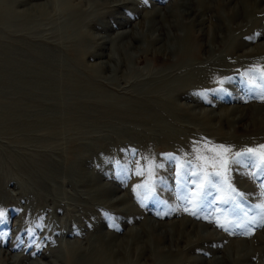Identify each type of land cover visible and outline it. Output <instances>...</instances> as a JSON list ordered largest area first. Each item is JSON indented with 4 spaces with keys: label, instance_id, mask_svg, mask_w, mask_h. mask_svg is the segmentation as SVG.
<instances>
[{
    "label": "rangeland",
    "instance_id": "1",
    "mask_svg": "<svg viewBox=\"0 0 264 264\" xmlns=\"http://www.w3.org/2000/svg\"><path fill=\"white\" fill-rule=\"evenodd\" d=\"M116 1L120 2L119 5ZM116 1H74L89 14L85 18L88 19L84 21L85 24L78 26L79 31L87 36L79 42L82 47L78 53L83 55L78 60H72L71 56L75 53L71 52L70 56L67 53L66 60L60 63H49L33 55L38 47L47 51L52 50L42 45V42L54 44L51 40L50 26L41 28L40 41L34 44V35L20 29L13 33L11 27L3 25L0 15V51L3 42L10 46L8 54L0 52V73L11 78L6 77L7 80L13 81L19 67L21 72L26 73L19 72L14 85L12 81L7 84L0 82V180H3L1 184L3 189L10 193L5 199L0 196V211L4 213L3 218H0V251L9 256H20L24 260H22L23 264H30L33 261L42 264H64L55 256L60 251L58 248L61 242L65 247L81 245L84 249L90 242L96 240L99 232L112 231L116 234V238L111 242L113 245V243L118 244L130 228H139L145 224V219L156 223L157 226L165 223L169 227L172 223L179 225L180 220L189 218L201 226L199 229L201 234L211 232L221 238L222 242L218 245L206 244L204 240L198 239L196 230L191 232L188 226V230L182 235H178L176 231L177 234L174 233L171 238L167 237L165 243L160 246L166 249L162 254L154 256V259L134 257L133 259L136 260L134 264H163L171 259L179 261L182 253L177 251V244H174L176 241L184 251L183 257L187 260L192 261L197 255L204 257L205 262L200 264H209L208 260L219 258L224 253L226 255L231 253L232 245L238 246L239 249L243 247L245 251L241 254L249 252V259L240 264H264V227L261 226V210L255 207L264 203V186H262L264 175H249L257 170L250 168L246 162L240 164L235 162L236 167L245 171L243 175L237 176V180L245 182L242 188L235 185L232 176L227 172L230 183L240 192L245 193L240 207L236 206V202L224 203L219 198L223 195L219 191L223 179L212 173L223 172V169L208 167L206 171L209 173L208 180L211 183L205 181L204 190L200 191L196 185L200 184L202 179L201 168H197L193 163H187L188 160L180 157V153H176L175 150H163V147L156 148V152L159 153L157 157L166 166L165 180L158 177L160 182L156 180L157 187H134L136 180L141 179L142 176L148 177L146 173L138 175L137 172H143L150 163L143 161L144 147L141 144L128 150L125 147H131L130 143L134 141L127 137L124 143L115 144L113 129L135 125L148 131L153 124H157L155 119L149 125L138 123L133 119L138 114L148 113L145 106L140 108L136 104L138 99L146 100L145 93L141 92L142 89L148 83L153 85L160 81V75L171 72L177 64L178 57L175 54H168L165 51L156 52L163 47L174 48L176 30L169 26L173 17L169 16L170 14L169 17H163L166 7L174 0ZM7 4L8 17L15 14L19 22H25L29 27L47 8L48 0H8ZM233 5L231 4V7ZM263 7L264 2L260 5V9ZM156 12L161 14L155 15ZM77 14L81 17L85 15L80 11L71 15ZM95 16L97 19L88 26L86 22L91 18L94 19ZM241 22L242 18L236 23ZM160 26L163 32L160 31ZM5 27L9 29L5 30ZM205 28L213 33L211 23L207 22ZM121 32H124L122 37H117ZM178 32L182 33V30ZM160 33H165L167 37L165 40L162 39V42H154L156 38H164V34L162 36ZM262 40L264 36L243 38L245 44L237 54L256 51V44ZM148 46L151 47L150 51L146 50ZM86 51L88 54L84 53ZM259 55L256 53L255 56L252 55L241 62L245 66L252 64L250 69L246 71L244 69L230 76L227 82L231 86V91L213 92L206 97L198 96L192 100L183 98L180 103L192 106L194 111L207 110L217 114L232 107L253 105L260 106L263 110L260 109V112L243 110L246 117L242 121L237 120L240 119L239 114H234L235 120L234 115H231L230 119H233L234 125L231 122L222 125L215 118L212 120L217 130L215 135L212 129H202L194 124L189 120L190 117H186L188 120H184V123L177 121L178 125L174 123V126H171L168 120L164 122L162 120L160 124L164 126L166 122L167 127L174 131L177 128L182 129L184 125L188 126L191 131L185 129L183 133L176 132L180 135L189 134L203 141H214V146L237 145L238 153L245 152L251 144H253L251 148L264 145V129L258 123H250V118L254 117L259 118L264 124V99L261 98V94L264 93L262 87L264 81H261V76L264 74L262 73L264 54ZM7 64L10 70L6 71L8 72L6 74L1 68ZM20 87L23 89L20 90ZM152 94L154 92L150 93ZM150 102L155 106L159 104L163 108L169 106L165 99ZM127 111L130 112V116L133 113L136 115L129 117ZM182 146L188 145L181 144ZM230 151L225 157L231 161L235 150L230 149ZM51 164L60 165L64 172L60 175L55 172L49 185L56 191L47 192L32 184V178L51 168ZM65 164L69 166L66 170L63 168ZM152 164L158 165L151 163V167ZM91 175L93 177L90 179ZM9 176L18 178L21 183L18 185L15 181H11L15 178L10 179ZM5 179L7 180L4 182ZM100 184H108L115 188L114 193L107 197L118 198L117 204L98 201L94 204L95 208L90 207L91 203L87 201L86 196L93 194ZM196 192H199V198L192 202V194ZM80 194L85 195L86 199H83L84 196L78 198ZM122 195H126L125 199H119ZM55 201L60 204H56ZM129 205L131 209L139 212V216L128 219L130 212L126 207ZM193 212L196 215H193ZM217 221L226 224L228 230L219 227ZM241 225H246L251 235L240 234L245 230ZM162 230L163 228H158L155 233ZM188 244L199 245L200 248L189 251L191 246ZM134 247L139 246L136 244ZM204 247L217 248L214 252H206L202 249ZM168 249L174 251L176 255ZM157 251L158 249L155 252Z\"/></svg>",
    "mask_w": 264,
    "mask_h": 264
},
{
    "label": "bare ground",
    "instance_id": "2",
    "mask_svg": "<svg viewBox=\"0 0 264 264\" xmlns=\"http://www.w3.org/2000/svg\"><path fill=\"white\" fill-rule=\"evenodd\" d=\"M7 1L8 0H0V15L2 16L1 19L3 25L11 27L14 30L13 33H16L15 31L18 29H20V31L22 30L28 31L29 33L34 35L35 38L33 39L35 40L33 41L35 44V42L40 41L39 40L41 36L40 34L42 32L41 28L45 26H50L51 28L50 29L51 38H52L51 40L53 41L54 44L42 42V45L44 47H47L48 49L51 48L52 50L47 51L38 47L36 48V53L33 54L34 56L37 55V58L48 61L49 63H60L66 60L67 53H68L67 55L69 56L71 52L75 53L72 54L73 56H71L72 60H78L79 57L83 55V54L79 55L78 53V51H80L82 47V44L79 45V42L80 39L85 38L87 36L84 32L79 31L80 29L78 28V26H80L81 24L82 25L85 24L84 21L88 20L85 18H87L89 14L87 13V11L85 12V10H83L82 7L80 8L78 4H75L74 3L75 0H48L47 8L40 13L39 15L40 17H36L34 21L35 23L33 25H30L29 27L27 26L28 24L26 25L25 22H19L16 19L15 14L12 17H8L9 15L7 14V12L9 11V7ZM116 2L118 3L116 4L119 5L120 2L119 1ZM263 2L264 0H174L173 2L174 4L172 3L168 5L166 9L164 8L165 14H163V17L165 18L169 16L173 17L172 21H170L169 26L172 29L176 30L175 33L176 40L175 41L172 40L174 44V48L171 49L169 47L168 48L163 47L157 49L156 52L165 51L168 54H175L178 57V61L177 64L172 68L171 72L165 71L166 73H162L160 75L159 77L161 78L160 81L157 82L155 81L156 83H154L153 85L148 83L147 86L144 87V89H142L141 92L145 93L146 97L144 98H146V100L138 99V101H136V104L140 108L141 106H145V110H147L148 113L147 115L138 114L134 119L132 118L138 123H142V124L147 123L148 125L152 123V121L155 119L157 124L156 125L153 124L152 128L148 131L142 130L140 129L141 127L138 128L135 125H127L122 128L120 127L113 129L114 132L113 139H115V144L117 142L124 143L126 137L134 141V143L133 142L130 143L131 147L128 146L125 147L128 150H130L129 148L132 147L134 149L135 145L137 144L138 145L141 144L142 147H144L143 161L148 162V164L150 163L149 167L144 168L143 170V173L144 174L146 173L148 177L142 176L141 179L136 180L133 184L135 188L137 185H146V188H151L152 186L157 187L156 180H158V177L163 181L165 180V176L167 174L165 168L166 166L162 164V161L159 159V157H157L159 153L156 152V148L158 147H163V150H167V149L172 151L175 150L176 153L178 154L180 153L181 155L180 157L188 160L187 163L188 162L193 163V165L196 166L197 168H198L197 165H199V163H201L200 165H203L204 163L202 160L198 159V157L204 155H211V154L215 155V152L210 151V149L217 146V145L215 146L213 145L214 141L213 142L203 141L202 139L197 138L195 136H191L189 134L180 135L179 133H183V130L186 129L187 131H191V129H189L188 126L185 127L184 125L182 126V129L177 128V130L174 131L167 127L166 122L165 125L162 126L160 124V121L163 120L164 122L168 120L169 124L170 125L172 124L171 126H174V123L178 125L176 123L177 121L183 122L184 120H188L186 119V117L187 118L190 117L189 120L193 121L194 124L198 125L202 129H207V128L212 129V131L215 132L214 133L215 135L217 134L216 133L217 130L212 124V120H214L215 118H217L218 121L223 125L227 122L233 123L232 122L233 119H230V116L234 114L235 115L239 114L240 119L237 120L242 121L246 117V114L243 113L244 112L243 110L245 109L255 110L257 112H260V109L263 110V108H261L260 106L253 105L247 107H232L226 110L225 112L217 114L207 110L194 111L192 106H186L180 103V100H182L183 98L185 99L188 98L192 100L198 96L206 97L208 94L213 92L224 93L227 91H231V86H229L227 82L230 76L232 74H235L236 72H241L244 69L246 71V69L248 70L252 66V64L250 66H248L249 64L245 66V64L241 62H244V60H246L245 58H248L252 55L255 56L256 53H259L260 54L259 56H263L264 40L256 44V51L253 50L249 53L245 52L243 54L240 53L237 54V52L240 51L245 44L243 38H247V37L256 38V37L264 36V15H262L264 14V7L260 9V5ZM127 3L128 2H126V4ZM231 4H234L233 7H231ZM79 11L83 12L86 15V17L85 15L81 17L78 14H77L78 16L71 15ZM209 13H211V16H209ZM157 14L160 15L161 12H156L155 15ZM168 14L170 15L168 16ZM206 14L208 16L204 17V15ZM240 18H242V22L236 23L237 20H239ZM96 19L97 17L95 16L94 19L91 18V20L86 22V24H88L89 26ZM207 22L211 23L213 27L212 34L210 33L209 30L208 31L205 30L206 29L205 26ZM6 29L9 28L5 27V30ZM180 29L182 30V33L178 32V30ZM160 31H162L161 26H160ZM123 33L124 32L119 33L117 37H122ZM160 34H162V36L164 34V38H156L154 42H160L162 39L165 40V38L167 37L165 36V33H160ZM47 45L50 47H48ZM1 47H2V50L0 51L1 54H8V52L10 51L9 49L10 46L6 44V42H3ZM67 47L68 49H65ZM60 48H63V50H60ZM150 48L151 47L148 46L146 50L150 51ZM84 53L88 54L87 51ZM95 54L96 53H94V55ZM110 57L112 56L110 55ZM249 60L251 59L249 58ZM1 70L5 71L6 73V71L10 70L9 65L7 64L6 66H3ZM17 72L18 73L21 72L20 67L18 68ZM18 73L16 74L15 72L16 77H18L17 76ZM22 73L23 72H21V74ZM21 74L19 75V77L21 76ZM23 74L26 73L24 72ZM6 77L9 78V76ZM6 77L0 73V82L2 84H7L9 82L11 83V81L13 82V85L16 84L15 82L16 77L14 78V81L7 80L8 78ZM22 89L23 87H20V90ZM151 92H154V94L150 95ZM159 99L160 100L165 99L169 106L167 108H163L160 107L159 104H157L158 106H155L150 102ZM167 112H169L168 115ZM185 113L186 114L188 113L189 116L186 115ZM127 114L129 117L134 116V114L136 115V113H133L130 116L129 115L130 112L128 113V111ZM169 115H171L174 118L170 117ZM235 115H234V120L236 118ZM250 120H251L250 121L251 124L258 123L264 129V124L259 120V118L253 117L250 118ZM176 131L179 133H177ZM207 142L211 146L210 145L207 146L208 144ZM181 144L183 145L186 144L188 146L181 147ZM252 145L253 144H251L249 147L251 148ZM194 146L197 149V151L195 152L193 151ZM119 147L121 146L119 145ZM228 148L235 150L232 160L231 161L228 160V166H227L228 172L232 176L235 185L242 188L245 182L243 183L237 180V176L239 177L241 176V174L243 175L245 171L235 166L234 161L237 158L236 154L238 153L236 149L237 145H235L234 147L232 145ZM120 150L121 149H119V151ZM126 154H128V152ZM195 160H197L196 163ZM151 163H158V165L153 166L152 164L153 167H151L150 166ZM59 166H57V164L52 165L51 168L44 170L38 175L36 174V176L32 178V184H34L38 188L45 189L47 192L56 191L49 184L51 179H53V177L55 176V172H58L59 175L62 174V172H64L62 167ZM68 167L69 166L67 164L63 166L65 170L68 169ZM136 169L137 167H135V170ZM12 177L15 178L14 176H9L10 179H13ZM92 177L93 176L91 175L90 179ZM94 178H96V176ZM6 180L7 179H5L4 182ZM11 181H15L18 185L21 183L18 178L17 179L15 178ZM2 183L3 180H0V196L1 198L5 199L8 196H10V193L8 190L3 189V185H1ZM114 189H115L114 187L109 186L108 184H100V186L93 191L94 192L93 194H89V196H86L88 198L87 201L91 203L90 207L95 208L94 204L95 202L98 201H100L101 203L104 202L105 204L107 203L117 204L116 200H118V198L116 199L108 198L109 194H111L112 192L114 193ZM83 196L80 194L78 198L83 197V199H86L85 195ZM100 196H102V198H99ZM125 196L126 195H122L119 199L121 198L125 199ZM55 203L60 204L58 201H55ZM126 209H128L130 212V215L127 216L128 219L132 217L136 218L137 216H139V212L134 209H131L130 205L127 206ZM125 214H127L126 211ZM179 222H180L179 225L176 223H172V225L168 227L165 223L159 224L157 226L156 223L150 222L149 220L145 219V224H143L139 228L138 227L130 228L127 231V233L118 241V244L113 243V245H111L112 244L111 242L112 240L114 241V239L116 238V234L113 233L112 231L105 233L99 232V234H97L96 240L90 242L87 245V247L84 249L81 247V245L80 247H78L79 245H77L76 247L75 245L74 246L71 245V247H65L61 242L60 243L61 245L58 248L60 251L58 250L59 252H57L55 256L56 259L60 261L62 260L64 264H134V262L136 261L135 259H133L134 257H136L137 259H141L144 257H147L148 259H154V256L158 255L159 253L162 254L163 251L166 249H163L160 246L161 244L165 243L167 237L171 238L174 235V233H176V231L178 232V235L180 234L182 235L183 233L186 232V230H188L187 229L188 226L190 227L191 232L196 230L198 239L204 240L203 242L206 244L217 243L218 245L219 243L222 242L221 238L216 237L211 232L207 234H201L199 231L201 226L194 223L189 218H184ZM158 228L160 229L163 228V230L161 232L155 233V230H158ZM179 237L180 236H178V238ZM192 243L194 244L193 241ZM136 244L139 247H134V245ZM174 244H177V248H178L177 251L182 253L179 258V261L178 260L174 261L175 259L174 260L171 259L172 261L171 260L169 262L166 261L163 264H167V263L168 264H172V263L200 264L205 262L206 259H204V257L203 258L200 257L199 255L193 257L192 261L187 260V258L183 257L184 251L180 249L179 243H177L176 241V243ZM188 245L191 246V244ZM198 248H200L199 245L191 246L189 248V251L190 250L196 251ZM216 248L213 247V249H209L208 247H204L202 249L206 252H214ZM242 248L239 249L238 246L232 245L231 253L227 255L226 253H224L221 257L219 258L216 257L212 260H208V262L209 264H222V263L240 264L242 261H245L250 257L249 252L245 254H241L242 251H245V249ZM156 249H158L157 251L158 253L155 252ZM168 251L171 252L172 250L168 249ZM172 253L175 254L174 251H172ZM22 260L23 259L20 256H15V257L9 256V254L6 255L4 254V252L0 251V264H23L24 262L22 263ZM30 264H42V263L33 261Z\"/></svg>",
    "mask_w": 264,
    "mask_h": 264
},
{
    "label": "snow or ice",
    "instance_id": "3",
    "mask_svg": "<svg viewBox=\"0 0 264 264\" xmlns=\"http://www.w3.org/2000/svg\"><path fill=\"white\" fill-rule=\"evenodd\" d=\"M262 73H264V70H262ZM261 81H264V74L261 76ZM264 87V85H262ZM261 98L264 99V93L261 94ZM193 151H197L196 147L194 146ZM210 151L215 152V155L209 157V156H200L199 159L202 160L204 163L203 165H198V167L201 168L202 173V179L200 184L196 185L200 191L204 190V183L205 181H208V183H211V181L208 180L209 173L206 171L208 167L212 168H222L223 172L217 171L215 173H212V175L216 177H222L223 184L220 188V192L223 194L222 197H219L222 202L227 203L229 201L236 202V206L240 207V204L243 202L245 198V193L240 192L238 189H236L231 183L230 179L227 175L228 172V159L225 157V154L230 151V149L224 145H218L214 148L210 149ZM236 159L234 162L240 164V163H247L250 168H255L256 172H251L249 175L256 176L257 174L264 175V145H259L257 148H248L243 153H237ZM138 175H143L142 171L137 172ZM195 184V181H193ZM264 186V185H262ZM140 187H146V185H137L136 188ZM193 201H196L199 198V192L193 193ZM255 207L259 208L261 210V226L264 227V203L256 205ZM186 211L188 209H185ZM193 215H196L195 212L192 213ZM4 213L3 211H0V218H3ZM218 226L221 228L227 229L226 224L219 223L217 221ZM245 230L242 231L240 234L242 235H251V232L247 230L246 225H241Z\"/></svg>",
    "mask_w": 264,
    "mask_h": 264
}]
</instances>
